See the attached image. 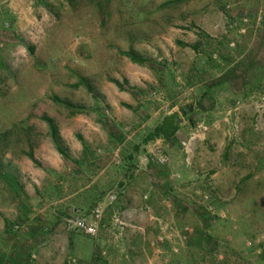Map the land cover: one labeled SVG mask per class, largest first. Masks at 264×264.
<instances>
[{"label":"rangeland","instance_id":"1","mask_svg":"<svg viewBox=\"0 0 264 264\" xmlns=\"http://www.w3.org/2000/svg\"><path fill=\"white\" fill-rule=\"evenodd\" d=\"M130 49L158 66L120 55ZM164 63L173 77L160 75ZM263 65L264 0H0V264H35L26 250L33 243L46 258L66 249L68 193L86 183L56 152L41 116L70 158L80 159L85 142L86 163L101 174L119 165L122 147L132 152L159 119L182 110L193 124L179 117L175 139L136 157L126 199L137 216L103 209L99 235L143 230L145 242L134 243L148 245L137 255L125 238H111L120 253L112 261L264 264V89L241 95ZM54 97L85 113L71 116ZM67 235L63 263L87 264L94 240Z\"/></svg>","mask_w":264,"mask_h":264},{"label":"trees","instance_id":"2","mask_svg":"<svg viewBox=\"0 0 264 264\" xmlns=\"http://www.w3.org/2000/svg\"><path fill=\"white\" fill-rule=\"evenodd\" d=\"M95 1L99 2L101 0H95ZM200 34L202 35V33ZM183 46L194 48V45H183ZM120 55L126 57L127 59H129V61H131L136 65L147 67L149 69L154 70L155 67L158 66L153 61L140 56L132 49H130L127 52H120ZM253 67H254L253 64L249 65L246 71H251ZM160 68L162 70V73L160 74L161 76L165 71H167L168 77H173L172 72L169 71L168 66H166L165 63L162 66H160ZM255 75L256 76L253 78L248 76L247 82L246 80H244L242 83L243 90L241 95L244 98H247L248 96L252 95L255 91L257 92L259 88L264 89V65L260 66L258 72H256ZM80 81L82 85L84 84L86 90L89 93H92L91 87L86 86L82 80ZM111 82L114 83L115 86L118 88V90L121 92L132 91L133 94L139 92L138 89L129 87L126 81H123L121 83L117 81H111ZM184 86L190 87L191 84L188 82ZM212 86L213 85L207 86L205 89L206 91L202 93L201 96H206L207 93L209 92L207 89ZM53 100H55L56 102L59 103V105H61L62 107L66 108L69 112H71V116L81 115L85 113V108L82 106L73 105L68 101L59 100L56 97H54ZM198 106L200 107L201 104L199 103ZM181 113H182L181 116H179L178 114H171L164 117L163 119L162 118L159 119V122L155 125V127L149 130L143 136L142 140L140 141L141 144H137L136 146H134V148H132L131 150L132 152H130L125 147H122L123 149L119 150V165L108 163L107 165H104V167H101L102 168L101 174L100 173L93 174V171H90L92 164L89 165L87 163L91 160L88 159L90 158L92 150L85 142L80 140L82 145V153L80 159L78 160V159L70 158L67 150L63 148L59 142L58 129L53 123V121L50 120L45 115L41 116L40 120L44 122L49 128L50 138L56 152L62 158L67 159L73 165H76L78 168L76 177L78 176L79 178L85 179L86 181L85 184L78 186L75 190H72L68 193V195L71 197V201H70L71 205H69V208H73L72 209L73 212L71 215L66 214V216H68L67 218L72 216L86 215L85 213L88 212V210L99 205L102 206L103 209L105 207H108V209L114 208L116 210L118 209L120 210L121 208L120 206L122 204V199L124 198V193L126 191V188L130 185V181L134 180V175L136 173L135 167L137 165L136 157L144 153L145 145L151 142H154L156 140L170 141L175 139V135L180 129L179 117L182 118L183 120L184 119L187 120L188 122L191 120V118L188 116V113L185 110H182ZM105 121H107V119L104 118V122ZM190 122L191 124H193L192 121ZM108 137L111 139V141L120 143L119 141L116 140V137H113L112 135H108ZM111 149L113 150V147ZM25 156L30 161H32V163L35 164L37 167L40 166L39 163L34 159L32 152L27 153ZM104 214L105 212L103 211V219H104ZM13 224L14 223H12V225L9 224L7 225L9 227V226H14ZM6 231L8 234L9 233L13 234V232L10 230H6ZM11 237L14 238L13 235H11ZM26 237H28V234H26Z\"/></svg>","mask_w":264,"mask_h":264},{"label":"crops","instance_id":"3","mask_svg":"<svg viewBox=\"0 0 264 264\" xmlns=\"http://www.w3.org/2000/svg\"><path fill=\"white\" fill-rule=\"evenodd\" d=\"M130 188H131V184L126 188V192L124 193L125 201L123 202V204H121L122 208H120V210H126V212H129L132 215H136L139 212V210L136 209L137 203L130 202L129 198L126 199L127 192L129 190H131ZM56 234L57 235L63 234V236L65 235L63 233V231H61V230ZM140 236L143 238V241L145 242V235H144L143 230H142V232H139V233H135L134 230H130L128 232H124V234L119 232V233H111L110 236L104 235V234L98 235L97 239L94 240V248L92 250V253L89 256L87 264H116L115 261H112V258H114L115 255H118L120 253H119L118 249H114V247L111 246L110 243H108L111 241L110 240L111 238L114 239V242L119 240L121 237L125 238L124 241L126 242L127 251L129 249H135L134 253H136L138 255L140 253V251H144L148 248V245L146 243H141V244L140 243H138V244L134 243V241H136V240L141 241ZM68 237L69 236L67 234L63 237L64 239H66V242H67L66 249H65V247L64 248H58V249L53 248V250L51 251L52 255L48 258H46L44 250H41L40 247L35 246V243H33L32 245L31 244L27 245L28 246V249H26L27 255L31 254L30 262L32 261L35 264H38V263L39 264H65V263H63L62 260L65 259L63 257H66V259H68V256H67L68 246H69V238ZM118 237H120V238H118ZM32 238H35V235L28 234V239L31 240ZM118 242H116V243H118ZM24 249L25 248H23V251H25ZM102 256H104V257H102ZM121 257H122V255L120 256V258ZM38 258H40L42 260H39ZM54 258H56V260H54ZM34 260H38V261L35 262ZM65 262L68 264L67 260ZM117 264H120V263H117ZM121 264H126V263H124V260H123V263H121Z\"/></svg>","mask_w":264,"mask_h":264},{"label":"built area","instance_id":"4","mask_svg":"<svg viewBox=\"0 0 264 264\" xmlns=\"http://www.w3.org/2000/svg\"><path fill=\"white\" fill-rule=\"evenodd\" d=\"M156 161L159 165L167 163L164 157L160 159L156 158ZM85 214L67 218L64 222L65 230L67 233L81 234L90 239H97L99 231L103 226V208L99 205L88 210Z\"/></svg>","mask_w":264,"mask_h":264}]
</instances>
